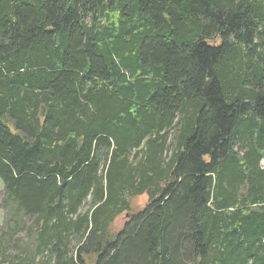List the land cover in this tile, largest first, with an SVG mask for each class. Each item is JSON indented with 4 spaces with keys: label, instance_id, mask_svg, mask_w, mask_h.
I'll return each instance as SVG.
<instances>
[{
    "label": "trees",
    "instance_id": "trees-1",
    "mask_svg": "<svg viewBox=\"0 0 264 264\" xmlns=\"http://www.w3.org/2000/svg\"><path fill=\"white\" fill-rule=\"evenodd\" d=\"M0 182V264H264V0H0Z\"/></svg>",
    "mask_w": 264,
    "mask_h": 264
},
{
    "label": "rangeland",
    "instance_id": "rangeland-1",
    "mask_svg": "<svg viewBox=\"0 0 264 264\" xmlns=\"http://www.w3.org/2000/svg\"><path fill=\"white\" fill-rule=\"evenodd\" d=\"M0 191H3V185H2L1 182H0ZM146 201H147L146 198H140V199H137V200H136V204H138V205H144V204L146 203ZM3 218H4V214H3V212L0 210V224L2 223ZM125 220H126V217H122V218L119 220L118 224H119V225L124 224Z\"/></svg>",
    "mask_w": 264,
    "mask_h": 264
}]
</instances>
